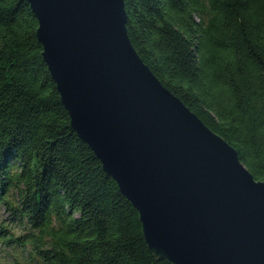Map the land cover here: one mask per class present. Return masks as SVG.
Segmentation results:
<instances>
[{"label": "trees", "instance_id": "trees-1", "mask_svg": "<svg viewBox=\"0 0 264 264\" xmlns=\"http://www.w3.org/2000/svg\"><path fill=\"white\" fill-rule=\"evenodd\" d=\"M143 63L264 180V0H124ZM26 0H0L1 244L10 264H170L75 133ZM4 220L1 221L3 223ZM19 231V234H15Z\"/></svg>", "mask_w": 264, "mask_h": 264}, {"label": "water", "instance_id": "water-1", "mask_svg": "<svg viewBox=\"0 0 264 264\" xmlns=\"http://www.w3.org/2000/svg\"><path fill=\"white\" fill-rule=\"evenodd\" d=\"M77 136L170 264H264V180L167 90L127 34L124 0H26Z\"/></svg>", "mask_w": 264, "mask_h": 264}, {"label": "rangeland", "instance_id": "rangeland-1", "mask_svg": "<svg viewBox=\"0 0 264 264\" xmlns=\"http://www.w3.org/2000/svg\"><path fill=\"white\" fill-rule=\"evenodd\" d=\"M4 220L3 223L1 221ZM8 222V215L3 210L2 207H0V225H3L4 227H7L6 225H12V223ZM2 233H0L1 235ZM15 234H19V231H15ZM16 253H20V251L16 248H8L6 245L1 244L0 240V264H10L13 259H19L20 256H16Z\"/></svg>", "mask_w": 264, "mask_h": 264}]
</instances>
